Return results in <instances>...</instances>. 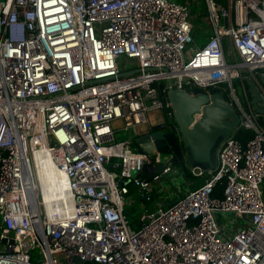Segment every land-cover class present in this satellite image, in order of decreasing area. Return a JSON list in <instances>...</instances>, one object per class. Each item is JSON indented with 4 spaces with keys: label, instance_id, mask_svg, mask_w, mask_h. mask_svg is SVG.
Returning <instances> with one entry per match:
<instances>
[{
    "label": "built area",
    "instance_id": "obj_1",
    "mask_svg": "<svg viewBox=\"0 0 264 264\" xmlns=\"http://www.w3.org/2000/svg\"><path fill=\"white\" fill-rule=\"evenodd\" d=\"M195 1L0 0V264H264V114L247 86L264 107V0H204V46ZM168 80L224 89L236 131L253 132L223 140L213 169L188 167L204 183L170 204L154 191L178 177L173 155L136 146L149 112L172 119ZM48 158L71 209L43 203L37 160ZM146 163L163 170L143 178ZM129 183L153 203L136 228Z\"/></svg>",
    "mask_w": 264,
    "mask_h": 264
},
{
    "label": "water",
    "instance_id": "obj_2",
    "mask_svg": "<svg viewBox=\"0 0 264 264\" xmlns=\"http://www.w3.org/2000/svg\"><path fill=\"white\" fill-rule=\"evenodd\" d=\"M168 84L170 87L166 95L176 128L170 129L166 122L151 125L144 133H140L136 146L140 151L149 154H171L176 166L184 163L189 168L213 169L221 142L233 135L240 126L241 117L238 110L230 104L225 90L220 87L206 91L201 87L193 90L189 87L175 88L172 86V80H168ZM249 91L252 105L264 114V107L260 106L263 99L258 95L252 81H249ZM195 114L201 116L195 120ZM162 170L163 165L160 163H146L142 177L146 178ZM119 186H122L121 181ZM75 262L84 264L80 258H76Z\"/></svg>",
    "mask_w": 264,
    "mask_h": 264
},
{
    "label": "trees",
    "instance_id": "obj_3",
    "mask_svg": "<svg viewBox=\"0 0 264 264\" xmlns=\"http://www.w3.org/2000/svg\"><path fill=\"white\" fill-rule=\"evenodd\" d=\"M197 3H192L190 8H191V14L193 16V22H194V38H195V42L196 44H199V46H204L206 44L205 40L206 37L209 35H211L213 33L212 31V27L210 24H208V22L206 21V7L204 4H200V5H196ZM198 7H200L202 10L198 11ZM259 73H264V69H261ZM261 78L264 79V76L262 77L261 74H259ZM247 86L249 87V84H247ZM160 89L163 91V89L165 88L164 84H160L159 85ZM163 96L165 97V94L163 93ZM253 135L252 131L249 130H245V129H239L238 131H236L235 136L240 138L241 140H243L244 142L249 139L251 136ZM176 169L178 170V177L182 174L187 181L190 182L191 184V188H196L198 186H200L201 184L204 183V178L202 177H196L194 176L190 170L188 169L187 165H185L184 163H182L179 166H176ZM175 180H170L171 183H175L177 184V179ZM182 177V176H181ZM181 180V179H180ZM182 181V180H181ZM183 183V182H182ZM129 189H130V194L131 196H133L135 198V202L133 204H127L126 206V213L127 216L132 224L133 227H139L140 226V215H139V220L138 222L133 220V211H135L136 207H138L140 209V211H142V206L143 204H146V206H150L153 205L152 201H144L141 199V197L138 195L136 187L134 186L133 183H129L128 184ZM223 193V185H220L216 188L214 195L216 196H222ZM157 191H154V198H157ZM182 195V194H181Z\"/></svg>",
    "mask_w": 264,
    "mask_h": 264
},
{
    "label": "bare ground",
    "instance_id": "obj_4",
    "mask_svg": "<svg viewBox=\"0 0 264 264\" xmlns=\"http://www.w3.org/2000/svg\"><path fill=\"white\" fill-rule=\"evenodd\" d=\"M39 188L44 196V205L46 208L51 207L53 200L60 206H66L71 209V199L69 189V180L64 172L54 164L50 158L46 164L37 160Z\"/></svg>",
    "mask_w": 264,
    "mask_h": 264
},
{
    "label": "rangeland",
    "instance_id": "obj_5",
    "mask_svg": "<svg viewBox=\"0 0 264 264\" xmlns=\"http://www.w3.org/2000/svg\"><path fill=\"white\" fill-rule=\"evenodd\" d=\"M188 1H190V0H188ZM194 3H197L196 5L204 4V0H196L195 2H193V4ZM197 10L200 11L202 9L200 7H198ZM191 46H192V48H194L193 45H191ZM239 94H241L240 90H239ZM241 98L243 99L242 96H241ZM148 117H149L150 123L152 125H155V124H158V123H161V122H168V121L171 120V118L168 117V112H167L166 109L153 110V111L149 112ZM147 129H148V126H146V125H143V126H141L139 128L140 133H144ZM130 136H131L130 132L127 133V134H124V135H122V134H117L116 135L118 140L130 138ZM175 175L178 176V174H175ZM170 178H171L170 175H165L164 178H163L164 179L163 182H165V186H167L166 189H164L163 194H171V193H173L176 196H181V194L184 193L183 191H187V180L182 174L178 177V179L176 181L177 184L171 183ZM140 212L141 211H140V209L138 207H136L135 211L132 212L133 213L132 217H133L134 221L138 222Z\"/></svg>",
    "mask_w": 264,
    "mask_h": 264
},
{
    "label": "crops",
    "instance_id": "obj_6",
    "mask_svg": "<svg viewBox=\"0 0 264 264\" xmlns=\"http://www.w3.org/2000/svg\"><path fill=\"white\" fill-rule=\"evenodd\" d=\"M208 37H209V35L206 37V40H205V42L207 41V39H208ZM198 46H199V44H197ZM166 187L167 186H165V183L164 182H160L158 185H157V198H156V200H161V201H165L167 204H170V203H172L173 202V200L176 198V197H178V196H176L175 194H173V193H171V194H163V191H164V189H166ZM263 188H264V186H263ZM189 189H191V184H190V182L189 181H187V191L189 190ZM187 191H183V192H187ZM135 202V198L133 197V196H131V200H130V202L128 203V204H133ZM148 207H153V205H150V206H148ZM142 208V207H141ZM142 212V211H141Z\"/></svg>",
    "mask_w": 264,
    "mask_h": 264
},
{
    "label": "flooded vegetation",
    "instance_id": "obj_7",
    "mask_svg": "<svg viewBox=\"0 0 264 264\" xmlns=\"http://www.w3.org/2000/svg\"><path fill=\"white\" fill-rule=\"evenodd\" d=\"M249 84V83H248ZM169 126V128L171 129H175L176 128V124L174 123L173 119H171L170 121L166 122Z\"/></svg>",
    "mask_w": 264,
    "mask_h": 264
}]
</instances>
